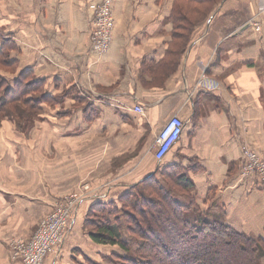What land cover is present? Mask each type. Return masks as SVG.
Returning <instances> with one entry per match:
<instances>
[{"label":"crops","instance_id":"1","mask_svg":"<svg viewBox=\"0 0 264 264\" xmlns=\"http://www.w3.org/2000/svg\"><path fill=\"white\" fill-rule=\"evenodd\" d=\"M160 1L116 0L112 45L99 56L90 24L101 0H0V45L19 66L8 76L13 83L32 71L53 98L33 121H42V131H0V264H21L10 258L6 239H29L84 180L97 189L82 196L67 242L46 264L107 255L105 248L116 246L96 244L84 230L90 206L117 201L175 164L202 210L264 238V188L241 176L244 148L264 159V0H223L194 34L178 73L152 89L143 82L150 81L144 64L161 61L172 40V2ZM47 110L52 114L41 116ZM175 115L184 129L160 163L156 139Z\"/></svg>","mask_w":264,"mask_h":264},{"label":"trees","instance_id":"2","mask_svg":"<svg viewBox=\"0 0 264 264\" xmlns=\"http://www.w3.org/2000/svg\"><path fill=\"white\" fill-rule=\"evenodd\" d=\"M222 1L176 0L170 20L181 33L173 35L185 44L172 49L175 43L172 39L164 58L153 63L151 69L165 71L164 78L175 67L179 68L197 26L206 22ZM182 2L188 8L180 5ZM206 3L216 5L209 12L198 8ZM206 13L209 15L201 21L190 17ZM8 52L2 43L0 69L16 73L19 66L9 58ZM148 65V62L144 64V70H148ZM148 78L154 84L159 79L156 72H149ZM10 83L0 75V116L16 117L19 129H26L30 120H36L32 110L40 111L42 104L52 105L53 98L46 95V82L35 80L32 71H21L14 84L10 86ZM193 189L187 172L181 164H175L134 185L117 201L91 205L84 228L94 243L120 247L124 255L111 254L118 259L116 264H264V238L241 233L228 226L223 216L202 210L195 204ZM184 196L187 202L183 201ZM112 208L117 213L112 214L109 210ZM91 213L107 215L97 223ZM85 259L95 264L92 259Z\"/></svg>","mask_w":264,"mask_h":264},{"label":"built area","instance_id":"3","mask_svg":"<svg viewBox=\"0 0 264 264\" xmlns=\"http://www.w3.org/2000/svg\"><path fill=\"white\" fill-rule=\"evenodd\" d=\"M115 2L116 0H101L92 15L91 47L93 52L99 56L109 53L112 45L115 25L112 17ZM250 24L255 31H263L262 23L251 20ZM132 111L139 115L144 114L142 106H136ZM184 125V121L175 115L161 128L155 143V156L158 162H163L179 142ZM241 176L244 179L255 177L264 188V159L252 148L243 149ZM81 198L76 195L66 197L56 203L50 214L39 223L36 232L29 239H22L9 247L12 261L21 264H46L49 257L57 255L67 242Z\"/></svg>","mask_w":264,"mask_h":264},{"label":"rangeland","instance_id":"4","mask_svg":"<svg viewBox=\"0 0 264 264\" xmlns=\"http://www.w3.org/2000/svg\"><path fill=\"white\" fill-rule=\"evenodd\" d=\"M175 1L176 0H161L160 2H158L159 4H161V5H168V4H170L171 2H172V9L175 7ZM180 5H183L185 8H188V6H187V4L186 3H184V2H182ZM216 5V3L214 4V6ZM182 6V7H183ZM195 6V5H194ZM212 4L211 3H206V4H203V5H201V6H199L198 8L199 9H202V10H208V12L210 11V9L212 8ZM213 6V7H214ZM212 12V11H211ZM214 12V11H213ZM211 14V13H210ZM209 15V13H206V14H199V15H194V14H192V16L190 15V17L191 18H194V20L195 19H199V21H201L203 18H206L207 16ZM212 15V14H211ZM211 15H210V17H211ZM113 20H114V22H115V25H114V31H115V29H116V19H115V16H114V14H113ZM170 19V18H169ZM203 23H201L200 25H198L197 26V28H196V31L200 28V26L202 25ZM196 31L194 32V34L196 33ZM174 32L176 33V32H180L181 33V31L180 30H175V28H174V26L172 25V30H171V37H172V39H173V41L175 42L174 44H172V49H175L176 50V47L177 48H179L180 47V43H183V45L185 44V41L184 40H181L180 38L177 40V38L176 39H174ZM194 34H193V37H194ZM192 40H193V38H192ZM191 40V41H192ZM184 58V57H183ZM183 60V59H182ZM182 63V62H181ZM180 66H181V64H180ZM180 66H179V68L177 67H175L174 69H173V71L170 73V71H169V73H170V76L168 77V75H167V77H164V78H162V76H163V73L165 72V71H163L162 69H160V70H156L155 71V69H151V68H149L146 72L147 73H154V72H156V74L158 75V77H159V79H158V82H157V84H154V82L152 81V82H150V81H148V82H146V86L148 87V88H152V89H154V88H159V89H163V87L165 86V84L166 83H168L171 79H172V77L173 76H175L177 73H178V71H179V69H180ZM10 74H15V73H11V71L9 70V71H6L5 69H0V75L2 76V77H4L5 79H7L8 81H10L11 80V77L10 76H8V75H10ZM10 79V80H9ZM11 83H10V86H12L13 84H14V82L12 83V80L10 81ZM33 95V97H37L38 96V94H32ZM14 105H16V104H14ZM12 107H14V106H12ZM28 108V107H27ZM29 110V109H28ZM32 112L37 116L38 114H40L41 112L39 111V110H36V109H33L32 110ZM8 114V113H7ZM28 114V113H27ZM47 114V116L49 115V114H52L51 113V110H47L44 114H42L41 116H43V115H46ZM20 121V120H19ZM40 122H42V121H36V122H33L32 120H30V122H28L29 124L27 125V127H26V129L25 128H23V129H19V126H18V119L16 118V117H14V118H10V117H2V116H0V131H8V130H10V129H12V130H15V129H17L18 131H23V132H32V133H35V132H37V131H42L43 130V127H44V124H42V123H40ZM39 125V126H38ZM35 143H37V140L36 139H34L33 140ZM94 190V189H97L96 187H93L92 185H91V183L90 182H88L87 180H84V181H82L79 185H78V187L74 190V191H72V192H70L69 194H67L66 195V197H74V196H78V197H82V196H84V195H86V194H88L89 192H91V190ZM116 208H112V209H109L110 211H112V214H115V213H117V211L115 210ZM89 210V209H88ZM50 214V213H49ZM49 214H46V215H44L40 220H39V222H38V226H39V223H41V221H43L44 219H46L47 218V216L49 215ZM86 214H88V211L86 212ZM85 214V216L87 217V215ZM105 215H107V213L106 214H93V213H91L90 214V216L91 217H94L95 219H97V223H98V221H100L101 219H102V217H104ZM84 216V217H85ZM160 221H163L162 219L160 220ZM84 230H85V232H87V230L84 228ZM88 231H89V229H88ZM25 240L26 238H25V236H23V235H12V236H10L8 239H6L7 240V246L8 247H10V246H12V245H14L15 243H17L18 241H20V240ZM106 250H104V251H106L107 252V255H105V257L103 258V257H100V258H97L96 260H93L92 259V261H94L95 262V264H116L115 263V261H117L118 259L115 257H113V255H111L112 253H114V254H122V255H124V253H123V251L120 249V247H115V248H111V247H107V248H105ZM108 250V251H107ZM111 255V256H110ZM86 257L84 256L83 258H81V260L80 261H76V264H91L89 261H87L86 259H85ZM93 263V262H92Z\"/></svg>","mask_w":264,"mask_h":264},{"label":"water","instance_id":"5","mask_svg":"<svg viewBox=\"0 0 264 264\" xmlns=\"http://www.w3.org/2000/svg\"><path fill=\"white\" fill-rule=\"evenodd\" d=\"M250 27V24L246 25L245 27H243L242 31L249 28Z\"/></svg>","mask_w":264,"mask_h":264}]
</instances>
